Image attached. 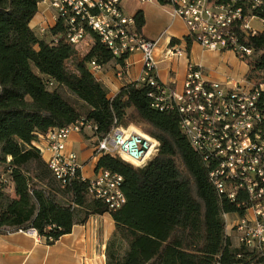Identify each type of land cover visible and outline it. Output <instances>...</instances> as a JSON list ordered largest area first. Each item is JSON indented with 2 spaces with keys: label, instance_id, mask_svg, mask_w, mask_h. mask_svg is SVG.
Listing matches in <instances>:
<instances>
[{
  "label": "trees",
  "instance_id": "trees-1",
  "mask_svg": "<svg viewBox=\"0 0 264 264\" xmlns=\"http://www.w3.org/2000/svg\"><path fill=\"white\" fill-rule=\"evenodd\" d=\"M42 1L0 0V232L33 227L52 244L90 216L110 213L115 230L106 264H264L227 235L225 214L239 209L210 181L211 167L183 135L179 111L154 108L156 88L149 82L127 83L110 96L89 63L124 65L128 56L116 59L91 30L93 44L80 55L68 42L63 17L50 27L49 39L39 38L30 23ZM257 15L264 16V8ZM134 18L143 32L144 11ZM241 41L254 50L245 77L264 84V33ZM78 120L93 125V138L133 124L160 142L144 167L99 156L96 169L123 176L126 203L118 210L92 199L88 180L64 185L36 146L40 135ZM6 183L13 184L14 197Z\"/></svg>",
  "mask_w": 264,
  "mask_h": 264
},
{
  "label": "built area",
  "instance_id": "built-area-1",
  "mask_svg": "<svg viewBox=\"0 0 264 264\" xmlns=\"http://www.w3.org/2000/svg\"><path fill=\"white\" fill-rule=\"evenodd\" d=\"M55 11V21L63 17L68 24V42L78 48L90 30L121 58L134 53L142 55V73L138 81L156 88L154 108L177 109L181 114V130L193 149L210 165V181L219 195L233 203L239 212L225 214L226 233L236 247L250 251L264 261V84L246 78L216 81L207 78L201 65L189 62L181 90L158 85L156 49L165 35L147 38L139 30L133 15L125 12V0H45ZM140 4H156L174 19H181L188 37L210 52H235L240 61L249 62L254 50L242 41L264 33V0H136ZM257 20L262 28L253 25ZM91 43L89 44V46ZM170 57L185 52L174 45L165 51ZM117 63L116 77L129 74V66ZM96 76L102 65L89 63ZM52 87L53 82H50ZM94 133L91 123H75L51 129L40 135L36 146L53 174L64 185L76 177L88 180V194L108 205L111 211L126 203L122 190L123 176L104 169H95L92 177L82 172L78 154L68 149L73 133ZM94 158L103 154L121 158L135 167H144L159 152L160 142L134 126H115L105 137L95 138ZM19 231L37 239L33 227ZM50 238V241H53ZM46 241V240H45ZM238 257H241L239 254Z\"/></svg>",
  "mask_w": 264,
  "mask_h": 264
},
{
  "label": "crops",
  "instance_id": "crops-1",
  "mask_svg": "<svg viewBox=\"0 0 264 264\" xmlns=\"http://www.w3.org/2000/svg\"><path fill=\"white\" fill-rule=\"evenodd\" d=\"M155 4L149 5V9ZM157 6V5H156ZM158 7V6H157ZM145 13L146 25L143 34L150 39H157L165 32L156 49L158 61L157 77L164 85L172 89L181 90L185 78L187 65L189 62L201 65L207 78L216 81L239 80L246 75L247 69L243 73L234 74L228 71L221 72L216 69L205 70L207 65L202 47L192 40L188 48V32L181 19H171V24L164 30L149 31L150 15L144 7H140ZM137 9V10H138ZM55 11L49 7L47 1L39 4V10L30 23L39 38H50L49 29L55 25ZM167 32V33H166ZM176 39L175 45L185 52L181 55L170 57L166 55V50L170 47V42ZM85 51L80 55H85L91 45L92 39L88 38ZM86 42V41H85ZM91 45L89 46V44ZM84 44V43H83ZM210 52V51H209ZM237 57V56H236ZM142 55L140 53L131 54L126 60L129 68L128 76L119 79L116 77L118 64L115 60L102 65V69L97 72L96 77L106 86L110 96L116 95L123 85L137 81L142 73ZM227 60H230L227 58ZM95 139V138H93ZM86 143L78 133H73L70 137L68 149L78 154L82 164V172L86 177H92L98 158H93V162H88L89 155L83 152ZM46 160L45 154L43 155ZM91 168V169H90ZM11 197L15 196L14 186L5 189ZM115 230V222L110 213L103 215H92L85 224H76L72 232L60 237L52 244H48L45 239L33 238L21 231L0 232V264H106L105 248L108 240Z\"/></svg>",
  "mask_w": 264,
  "mask_h": 264
},
{
  "label": "rangeland",
  "instance_id": "rangeland-1",
  "mask_svg": "<svg viewBox=\"0 0 264 264\" xmlns=\"http://www.w3.org/2000/svg\"><path fill=\"white\" fill-rule=\"evenodd\" d=\"M123 5L125 7V12L129 15H133L136 10L140 7H144L148 14L150 15L149 24H148V30L149 31H162L165 29L166 26L171 24V17L168 15L166 10L160 6H152L150 9L148 8L151 4H140L136 0H125L123 2ZM173 20V19H172ZM253 25L262 28L260 23L257 20H253ZM167 33V32H166ZM88 43V40L82 44V46L79 48V51L81 54L85 51L86 44ZM204 57L206 58L207 65H205V70L210 69H216L221 72H231L234 74L243 73L247 69L248 61L243 62L240 61L236 55L235 52H206L204 53ZM229 58L230 60H227ZM252 58V57H251ZM249 59V61L251 60ZM140 78V77H139ZM129 126L136 127L140 132L145 133L143 130H140L139 127L130 124ZM147 134V133H145ZM93 134L91 132H85L81 133L80 136L83 138V140L86 143V148L83 152H86L87 155H89L88 162H93L94 158V148H95V142L96 139H93ZM79 157V156H78ZM91 169V168H90ZM10 187L9 183H6V188ZM6 191V190H5Z\"/></svg>",
  "mask_w": 264,
  "mask_h": 264
},
{
  "label": "bare ground",
  "instance_id": "bare-ground-1",
  "mask_svg": "<svg viewBox=\"0 0 264 264\" xmlns=\"http://www.w3.org/2000/svg\"><path fill=\"white\" fill-rule=\"evenodd\" d=\"M204 7H212V0H204ZM139 131V130H138ZM140 132V131H139ZM141 133V132H140ZM145 134V133H144Z\"/></svg>",
  "mask_w": 264,
  "mask_h": 264
}]
</instances>
